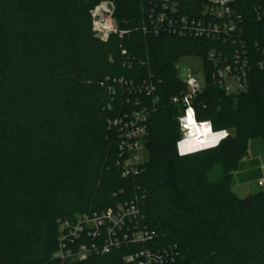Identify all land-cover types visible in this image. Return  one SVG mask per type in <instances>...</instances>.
I'll return each instance as SVG.
<instances>
[{"label":"trees","instance_id":"obj_1","mask_svg":"<svg viewBox=\"0 0 264 264\" xmlns=\"http://www.w3.org/2000/svg\"><path fill=\"white\" fill-rule=\"evenodd\" d=\"M98 1L0 0V264H132L125 257L145 248L176 251L167 264H264V191L241 198L230 188L234 173L241 181L243 174L259 179L255 165L240 168L249 140L264 138V71L253 69L247 90L236 94L208 78L194 98L196 118L230 136L179 155L184 107L172 98L186 87L176 63L202 56L207 73L208 53L229 45L145 33L142 0H114L126 34L102 41L92 30ZM178 2L181 15L200 17L207 0ZM262 2L235 1L253 49L264 48V17L255 16ZM106 77L157 83L160 101L145 139L149 159L137 175L122 176L118 133L109 121L148 97L119 86L110 94L101 85ZM217 164L224 176L213 182L207 173ZM134 198L139 227L152 239L84 260L54 257L60 219Z\"/></svg>","mask_w":264,"mask_h":264},{"label":"built area","instance_id":"obj_2","mask_svg":"<svg viewBox=\"0 0 264 264\" xmlns=\"http://www.w3.org/2000/svg\"><path fill=\"white\" fill-rule=\"evenodd\" d=\"M236 0H207L200 17L186 16L179 13L178 0H142L144 17L141 29L145 33H168L181 37H199L212 39L228 44V49L213 50L208 53L207 60L211 69L207 72L209 80L218 85L227 94L246 91L249 76L253 69L264 71V48H250L245 38L244 18L235 6ZM116 5L114 0H99L91 10L92 30L97 38L107 41L112 34L123 37L126 30L120 29L115 19ZM258 20L264 17V2L255 7ZM179 74L184 67L180 61L176 65ZM181 77V75H180ZM186 90L172 98L184 107L179 117L182 139L177 143L179 155H185L213 145L194 150L185 144L190 126V119L198 125H209L210 132L218 137V145L230 136L229 130L215 131L210 121L199 122L196 118L194 98L203 90L196 76L186 70V76L181 77ZM101 85L110 94H114L118 86L129 92L144 93L148 103L139 109L125 113L109 121L110 127L117 130L118 150L122 176H133L139 173V152L145 149V139L148 136L149 120L156 104L160 101L157 83L152 77L140 82H129L124 78L106 77ZM114 100L113 97L111 99ZM138 103V102H137ZM111 107V101L108 102ZM199 142H202L200 135ZM264 184V178L259 181ZM141 220L138 199H130L115 208H108L93 213H82L71 218L59 220L58 246L54 257L61 261L84 260L92 255L105 254L124 243H144L153 235L139 227ZM174 250H152L145 248L139 252L128 254L127 262L132 264H167L176 258Z\"/></svg>","mask_w":264,"mask_h":264},{"label":"rangeland","instance_id":"obj_3","mask_svg":"<svg viewBox=\"0 0 264 264\" xmlns=\"http://www.w3.org/2000/svg\"><path fill=\"white\" fill-rule=\"evenodd\" d=\"M177 64V63H176ZM175 64V65H176ZM180 64L184 67V70L180 72L181 77L186 76V70H190L197 78L201 85H206L208 82L207 73L205 70V62L202 56L188 55L182 57ZM248 154L252 157L256 156L262 163V175L264 177V138L254 137L248 142ZM140 159L143 162L148 161L149 154L146 149L139 152ZM224 176V169L222 165L217 164L211 170L208 171V180L217 182ZM231 190L239 197L244 198L249 194L264 191V185H259L258 181H251L245 183H239L233 174L230 180Z\"/></svg>","mask_w":264,"mask_h":264},{"label":"bare ground","instance_id":"obj_4","mask_svg":"<svg viewBox=\"0 0 264 264\" xmlns=\"http://www.w3.org/2000/svg\"><path fill=\"white\" fill-rule=\"evenodd\" d=\"M190 126V131L188 133L187 140L182 143V146L185 144H190L191 146L188 149H200L205 146L209 145H215L218 141V136L211 134L209 125H198L195 123V120L193 121L190 119V122L188 123ZM202 136V142H199V137Z\"/></svg>","mask_w":264,"mask_h":264},{"label":"crops","instance_id":"obj_5","mask_svg":"<svg viewBox=\"0 0 264 264\" xmlns=\"http://www.w3.org/2000/svg\"><path fill=\"white\" fill-rule=\"evenodd\" d=\"M252 160L255 161V164H252ZM252 165H255L256 168H257L256 173L258 174V177H259V179L257 181L259 183V181L261 179H263L264 177L262 175V163H261V161H260V159L258 157H256V156L252 157V156H250L248 154V156L242 162L240 171L246 172L247 170L252 168ZM234 175H235V177H236V179H237V181L239 183L251 182V181H255L256 180V179L249 180L250 179L249 175L248 174H243V175H241V178H242L243 181H241L235 173H234Z\"/></svg>","mask_w":264,"mask_h":264}]
</instances>
